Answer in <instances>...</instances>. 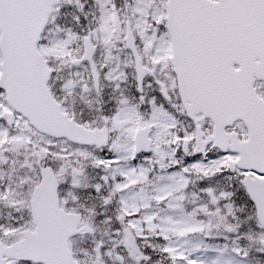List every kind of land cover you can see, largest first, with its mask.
Masks as SVG:
<instances>
[{"label":"snow or ice","instance_id":"obj_1","mask_svg":"<svg viewBox=\"0 0 264 264\" xmlns=\"http://www.w3.org/2000/svg\"><path fill=\"white\" fill-rule=\"evenodd\" d=\"M0 264H264V0H0Z\"/></svg>","mask_w":264,"mask_h":264}]
</instances>
